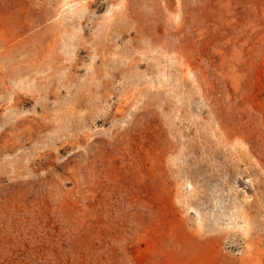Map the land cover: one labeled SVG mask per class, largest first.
<instances>
[{
  "label": "rangeland",
  "instance_id": "rangeland-1",
  "mask_svg": "<svg viewBox=\"0 0 264 264\" xmlns=\"http://www.w3.org/2000/svg\"><path fill=\"white\" fill-rule=\"evenodd\" d=\"M0 264H264V0H0Z\"/></svg>",
  "mask_w": 264,
  "mask_h": 264
}]
</instances>
